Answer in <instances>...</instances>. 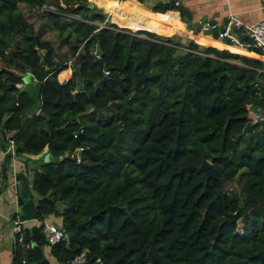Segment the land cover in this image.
I'll return each instance as SVG.
<instances>
[{"label": "trees", "instance_id": "16d2710c", "mask_svg": "<svg viewBox=\"0 0 264 264\" xmlns=\"http://www.w3.org/2000/svg\"><path fill=\"white\" fill-rule=\"evenodd\" d=\"M102 1L137 20L144 0ZM63 2L0 0V136L5 150L15 140L28 167L40 155L30 170L39 224L15 234L12 264H73L81 255L106 264H264V124L251 113L264 112V62L247 49L258 51L164 34L171 2L152 6L144 19L152 26L126 28L88 0ZM46 3L89 22L40 12ZM23 5L44 18L39 28ZM44 56L57 70L38 108L13 84ZM69 67L72 78L60 82ZM81 147L77 164L70 154ZM205 159L220 177L201 171ZM12 160L3 163L7 185ZM48 219L67 235L53 246Z\"/></svg>", "mask_w": 264, "mask_h": 264}, {"label": "crops", "instance_id": "0c3cea01", "mask_svg": "<svg viewBox=\"0 0 264 264\" xmlns=\"http://www.w3.org/2000/svg\"><path fill=\"white\" fill-rule=\"evenodd\" d=\"M118 1L119 0H116V2ZM175 1H179V5H176ZM138 2L139 4L143 5V7L141 14L137 20L130 19L128 14L123 9L117 6L105 7L103 5L104 9L111 12L108 15L109 17L107 18V21L109 20L112 22V18L113 21L116 22L119 26L133 27L134 25H138L152 13V6L154 5L153 0H144L143 2ZM169 2L173 3L176 9L168 10L162 13L163 16L161 15L165 19V27L163 29L164 34H167L169 36L182 37L183 40H194L195 42H198L205 46H213L216 48L223 47L224 45H234L236 49L244 51L245 49H247L246 45L248 44L247 42L249 40L244 37L243 29H237V32H234L235 27L233 28V32L236 34V36L239 37L240 43L235 42L229 44L228 41L230 42V40L228 39L221 40L213 38L212 40L208 41L201 40L199 38V35L202 34V26H200V30L197 33H195L193 30L194 28H198V25H200L199 21L204 20L203 22H205L213 20L219 25H223L227 22L228 17L230 15H233L242 23L253 25L259 22L264 16V0H169ZM185 10H189L192 17L191 20L188 19L189 16L186 14ZM95 24L100 25V23L97 22H95ZM187 24H191V27H188ZM183 25L186 26L185 29L183 28ZM139 30H136L134 32H137ZM247 50L257 55V58H254V56H250L249 58L257 60L262 59L258 52L251 51L249 49ZM63 73L64 74L62 76L67 74V71ZM6 142L7 138L4 140L3 137L0 136V264H12V250L16 241L15 225L13 223L14 217L12 218V216H14L13 214H16L18 209H20V205L18 203V190L21 188V182H17L15 176L19 173H23L27 176L29 181V175L32 174L30 170L38 167V158L40 157V155H38V157L31 156L32 160L37 161V164H34V166L32 165V167H28L24 162L23 157H21L20 155H16L15 158H13L10 173L11 178L9 180V189L12 190L10 191L11 193L7 196L6 199L3 194V188L7 186V181H5L2 176L3 163L5 160L4 146L7 145ZM29 184L30 186H32L31 182H29ZM48 221L52 223V219L51 221L50 219H48ZM25 224L35 225L39 224V222H36L34 220L29 224L25 222Z\"/></svg>", "mask_w": 264, "mask_h": 264}, {"label": "built area", "instance_id": "2783aa9c", "mask_svg": "<svg viewBox=\"0 0 264 264\" xmlns=\"http://www.w3.org/2000/svg\"><path fill=\"white\" fill-rule=\"evenodd\" d=\"M153 2L154 4H158L161 2H169V0H153ZM179 3H180L179 1H175L176 5H179ZM263 8H264V5H263ZM40 12L55 14L64 21L79 20V21L89 22L88 20L83 19L78 13L60 10L54 4H49V3L44 4L40 8ZM199 22H200V25L202 26V32L205 29L215 28L217 25H219L218 23L212 24L210 21H205V22L199 21ZM222 26L224 27V31L219 33V39H228L232 43H235V42L240 43V39L233 32V28L235 27L237 29H243V33L245 37L249 40L246 47L254 48L255 50H257L260 56L262 57L261 60L264 62V16L256 24L247 25L237 20L233 15H230L228 17L227 22L223 24ZM93 56L95 59H98V60L101 59V55L97 51H94ZM65 71H67V74L66 76H64L63 80H61L60 82L66 83L72 78V72H73L72 68L69 67V69ZM103 72H104V75L106 76L110 74V71L108 69H103ZM93 110L94 109L92 108L90 112H92ZM251 113L253 116L252 118L253 123L264 124V112L263 111L259 109H254L251 111ZM8 142L9 144L6 150L4 151V154L6 156L7 154L11 153L13 158H15L16 156L15 140L13 138H8ZM84 150L85 149L81 147V148H78L75 152L70 154V156L76 160L77 164L81 163L82 161L81 155ZM31 156L35 157V155H31ZM36 156L38 157V155ZM17 182H20V181H17ZM20 190L21 188L18 190L19 194H20ZM21 212H22L21 208L18 209L16 213L17 217L14 218L13 220V223L15 225V234L22 232V227H23V224L25 223L20 219ZM43 224L45 226L47 240L50 246H53L59 243L61 240H63L66 237L65 232L61 225L50 223L48 220L44 221ZM73 264H106V263L101 257L96 258L93 262H89L86 255H81V256L76 257L73 260Z\"/></svg>", "mask_w": 264, "mask_h": 264}, {"label": "water", "instance_id": "95a60500", "mask_svg": "<svg viewBox=\"0 0 264 264\" xmlns=\"http://www.w3.org/2000/svg\"><path fill=\"white\" fill-rule=\"evenodd\" d=\"M132 1H138V0H132ZM88 8L93 10V13H103L106 15H109L111 12L109 10L104 9L103 6L100 4L91 2L88 0L87 4ZM186 14L189 16L188 19L191 20V14L189 10H185ZM90 13V16L93 14ZM212 24H215V21H210ZM187 26L191 27V24H187ZM224 31V27L222 25H217L215 28H208L203 30L202 34L205 36H210L214 39H219V33ZM234 32H237V28H234ZM245 37V35H244ZM10 39L8 38V41ZM57 67H48L46 64V56L42 58L40 68L35 69H28L25 73H20L18 75V78L20 79L19 83L13 84L14 87H16L20 93H25L31 97V99L36 102V106L38 108H41L42 106V90L44 83L46 80L56 72ZM51 154L46 153L45 155V161L48 162L50 160ZM201 171L214 176V177H220L221 173L220 171L214 166V164L210 161L205 159L201 166ZM15 179L17 181L21 182V190L18 197V203L21 208V215L20 219L23 222H27L29 220H35L36 214H35V206L34 201L31 199V188L30 184L28 182V178L25 174L19 173L15 176ZM25 237V234H24ZM67 237V235H66Z\"/></svg>", "mask_w": 264, "mask_h": 264}, {"label": "rangeland", "instance_id": "374dc122", "mask_svg": "<svg viewBox=\"0 0 264 264\" xmlns=\"http://www.w3.org/2000/svg\"><path fill=\"white\" fill-rule=\"evenodd\" d=\"M94 2H96V3H98V4H100V5H106L105 4V2L104 1H102V0H96V1H94ZM118 2H120V1H118ZM60 4L62 5V6H66V4L63 2V0H60ZM23 10L24 9H26L25 7H24V5L21 7ZM24 12H25V10H24ZM25 15H26V17L28 18V20L30 21V22H33L34 24H35V26H36V28H39L40 26H41V23L42 22H44V18L37 12V11H33V12H25ZM111 20H112V22H114L113 21V19L111 18ZM204 21V20H203ZM97 23H100V22H97ZM115 24H117L116 22H114ZM117 26L118 27H120V28H126V27H121V26H119L118 24H117ZM200 26L201 25H198V28L196 29V28H194L193 30H194V32L195 33H197L199 30H200ZM127 29H129V28H127ZM129 30H131L132 32H134V31H136V30H132V29H129ZM141 36H143V37H145V35H141ZM46 39H49V40H51L55 45H57L58 44V39H59V36H58V32L56 31V30H54V29H48V31L45 33V36H44ZM221 40H223V39H221ZM203 45V44H202ZM60 51L61 52H63V54H67V56L69 57V51H68V48H67V46L66 45H64L63 44V46H60ZM241 56V55H240ZM235 62H238L239 63V61L238 60H236ZM63 72H65V70L64 71H62L60 74H59V76H58V78H59V80L61 81V80H63V78L64 77H62L61 78V76L64 74ZM30 166L32 167V165L34 166V164H37V161H31L30 163ZM40 166V163H39V165H38V167ZM32 180H33V174H30L29 175V182H31V184H32ZM32 186H30V188H31ZM236 187L238 188V185L236 184ZM10 187H9V183H8V185L5 187V188H3V194H4V197L7 199V196L8 195H10V191L12 190H10L9 189ZM31 191H32V193H34L35 194V191H34V189L33 188H31ZM14 197V196H13ZM5 199V200H6ZM14 216H12V218L14 217V218H16L17 217V214H13ZM32 221H34V220H29L28 222H26V223H30V222H32ZM58 223H59V221H58Z\"/></svg>", "mask_w": 264, "mask_h": 264}, {"label": "bare ground", "instance_id": "6f19581e", "mask_svg": "<svg viewBox=\"0 0 264 264\" xmlns=\"http://www.w3.org/2000/svg\"><path fill=\"white\" fill-rule=\"evenodd\" d=\"M144 23L147 24V25H149V26H152V22L150 20L149 21L145 20ZM183 28L185 29V25H183ZM199 38L201 40H205V41H208V40H212L213 39V38H211L209 36H204L202 34L199 35ZM64 76H66V74ZM64 76H61V77H64Z\"/></svg>", "mask_w": 264, "mask_h": 264}]
</instances>
